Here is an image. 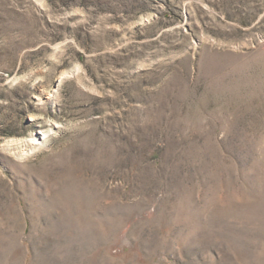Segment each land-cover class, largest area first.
<instances>
[{"label": "rangeland", "instance_id": "obj_1", "mask_svg": "<svg viewBox=\"0 0 264 264\" xmlns=\"http://www.w3.org/2000/svg\"><path fill=\"white\" fill-rule=\"evenodd\" d=\"M0 264H264V0H0Z\"/></svg>", "mask_w": 264, "mask_h": 264}, {"label": "bare ground", "instance_id": "obj_2", "mask_svg": "<svg viewBox=\"0 0 264 264\" xmlns=\"http://www.w3.org/2000/svg\"><path fill=\"white\" fill-rule=\"evenodd\" d=\"M43 137H45V136H43Z\"/></svg>", "mask_w": 264, "mask_h": 264}]
</instances>
